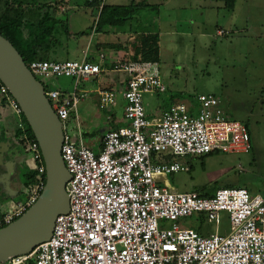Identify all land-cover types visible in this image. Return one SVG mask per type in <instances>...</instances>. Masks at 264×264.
<instances>
[{
  "label": "built area",
  "instance_id": "obj_1",
  "mask_svg": "<svg viewBox=\"0 0 264 264\" xmlns=\"http://www.w3.org/2000/svg\"><path fill=\"white\" fill-rule=\"evenodd\" d=\"M99 2L100 8L106 0ZM219 35H225L223 30ZM100 61L35 60L27 64L38 77L74 79L72 91L46 92L62 121L65 138L62 157L71 175L67 183L70 210L57 217L53 235L30 254L0 264H264V197L245 187H220L206 197L197 191L180 192L165 180L190 167L177 160L212 152L241 153L251 148L247 126L230 119L221 100L201 94L196 102H179L150 117L146 93L165 92L156 62L125 61L115 70L128 72L124 118L127 125L107 131L102 149L95 152L79 133L75 141L66 132V121L77 113L87 94L84 81L103 71ZM5 107L18 117L24 129V113L0 79ZM118 105L114 90H99V108L111 112ZM111 116L109 115V119ZM38 171V182L27 199L0 217L11 224L39 199L46 166L38 141L29 144ZM169 158V160H168ZM222 212H227L230 232L221 233ZM206 218L216 231L203 235L184 227L180 218Z\"/></svg>",
  "mask_w": 264,
  "mask_h": 264
},
{
  "label": "rangeland",
  "instance_id": "obj_2",
  "mask_svg": "<svg viewBox=\"0 0 264 264\" xmlns=\"http://www.w3.org/2000/svg\"><path fill=\"white\" fill-rule=\"evenodd\" d=\"M23 1L31 8L54 3L57 12L54 13V5L46 10L57 19L68 18L70 35L60 29L61 42L48 52L55 61L81 60L85 53L100 61V51H105L107 62L138 61L143 36L156 35L159 39L156 63L166 90L144 95L147 110L160 112L159 108L171 103L196 102L199 95L212 94L220 98L230 119L247 126L251 137V148L247 152L178 157L190 170L157 180H166L172 189L180 192L245 187L251 195L264 197V0H237L232 11L226 8L225 0H146L157 8L140 10L122 27L114 20L110 23L109 18L103 19L99 30L96 26L100 13L95 6L87 5V0ZM131 1L106 0L108 4L119 5H129ZM2 9L3 3L0 11ZM219 30L225 35H219ZM128 77V72L115 70L113 66L99 77L82 83L89 89L98 83L102 86L111 83L115 89L116 78L126 85ZM38 79L47 93L53 89L72 91L74 85V79L66 76ZM88 100L89 97L80 102L77 113L70 115L66 132L75 141L79 133H83L85 141L98 152L102 146L100 136L118 125H126L127 121L100 109L99 102ZM2 107L5 122L0 119V130L4 129L5 142L12 146L7 157L12 161L18 158L19 167L13 182L0 181V208L12 211L17 202H23L30 194L24 182L26 173L35 170L36 165L32 153L14 137L18 117L8 107ZM109 115L113 119H109ZM21 154L26 157L20 160ZM3 166L0 173L5 169ZM221 215L219 231L228 233V213ZM179 222L184 227L200 230L203 235L214 233L217 228L215 222L197 215L182 217Z\"/></svg>",
  "mask_w": 264,
  "mask_h": 264
},
{
  "label": "water",
  "instance_id": "obj_3",
  "mask_svg": "<svg viewBox=\"0 0 264 264\" xmlns=\"http://www.w3.org/2000/svg\"><path fill=\"white\" fill-rule=\"evenodd\" d=\"M0 79L19 102L40 145L46 184L22 216L0 229V262L32 253L53 235L56 219L70 210L66 187L71 175L62 157L63 124L46 94L16 47L0 33Z\"/></svg>",
  "mask_w": 264,
  "mask_h": 264
},
{
  "label": "trees",
  "instance_id": "obj_4",
  "mask_svg": "<svg viewBox=\"0 0 264 264\" xmlns=\"http://www.w3.org/2000/svg\"><path fill=\"white\" fill-rule=\"evenodd\" d=\"M236 1L225 0L226 8L231 11L234 10ZM2 3L3 9L0 11V33L16 47L23 56L26 64H30V62L35 60H53L49 57L48 52L52 46H57L61 42L58 37V31L62 29L67 35H70L68 18L63 20L57 19L52 16L50 10H46V7L48 8L54 5L52 7L55 13L58 11L57 5L54 3L52 5L40 4L37 7L31 8L26 6L27 4L23 0H0V5ZM86 3L87 5L95 6L100 13L96 26L97 30L101 28V21L103 19L109 18L110 23L114 20L119 27H122L123 23L134 18L140 10L144 8H157V5H152L146 0H132L129 5L104 3L102 8H100L99 2H89L87 0ZM158 40L156 35L143 36L141 40L142 52L140 61L156 62L158 57ZM23 117L24 129L17 127L14 137L28 149L29 144L37 141V139L27 119L25 116ZM212 153L207 155H211ZM42 163L45 165L43 157ZM37 175V170H31L26 173V181L24 184L28 188V194L33 191L35 184L38 182ZM43 180L46 184V172ZM214 193L206 189L201 195L209 197L214 195ZM5 213L0 209V217ZM5 226L7 224H0V229ZM198 231L200 232V230Z\"/></svg>",
  "mask_w": 264,
  "mask_h": 264
},
{
  "label": "crops",
  "instance_id": "obj_5",
  "mask_svg": "<svg viewBox=\"0 0 264 264\" xmlns=\"http://www.w3.org/2000/svg\"><path fill=\"white\" fill-rule=\"evenodd\" d=\"M107 3V2H106ZM115 46V45H114ZM105 53V51H100V54L101 53ZM85 57V56H84ZM83 57V58H84ZM87 58L89 59V60H92V61H97L96 60V57H90V55H87ZM117 64V62L114 60V61H112V62H107V55H106V53H105V61L103 62V64H102V66H103V71L102 72H107V71H109V69L110 68H112L114 65H116ZM101 72V73H102ZM100 73V74H101ZM100 74L98 75V77L100 76ZM95 77H97V76H95ZM115 79V78H114ZM116 80L118 81V85H116V88L115 89H113V87L110 85L111 83H109L108 85H105V86H102V85H100L99 83H98V85H96L95 87H93L92 89H89V87L87 88L86 86H84V87H86V90H87V94L85 95V97H83L82 99H81V101L80 102H84V101H86V99L89 97V102H99V90H101V89H110V90H114L115 92H116V94H117V102H118V105H117V107L114 109V110H112L111 111V113H113V114H117L120 118H121V120H125V118H124V107H125V100H124V98H123V96H122V93H123V91H124V89L126 88V85H127V83H126V85H124L123 83H121L120 82V80L118 79V78H116ZM118 87V88H117ZM66 91H69V90H66ZM172 104H174V103H171L170 105H168L167 107H169V106H171ZM2 106H4L3 105V103H2V101L0 100V119H3V121H4V118H2V114H3V112H2V110H3V107ZM5 107V106H4ZM167 107H165V108H167ZM165 108H163V109H165ZM159 110H160V112L159 111H157V109H155L154 110V112L155 113H153V112H150L149 110H147V112H148V115L150 116V117H157V116H159L160 115V113H161V111H162V108L160 109L159 108ZM159 115H158V114ZM110 119H113V116H111V118ZM126 121V120H125ZM5 122V121H4ZM128 124V122H126V125ZM120 126H123V125H118V126H116L115 128H118V127H120ZM17 127V126H16ZM114 129V128H113ZM16 130H17V128H16ZM16 132V131H15ZM4 133H5V131H4V129H1L0 130V167L2 166V165H4L3 167H5V169H3V171L0 173V181H3V183H7V182H13L14 181V178H15V176H16V168L17 167H19V163H18V158H16V159H14V161H12V160H10L8 157H7V151L9 150V148L11 147L12 148V146H11V144H9V143H6L5 142V135H4ZM15 134V133H14ZM83 134V133H82ZM103 136H104V134L103 135H101L100 137H101V144H102V138H103ZM84 137V136H83ZM96 138H98V137H96ZM88 144H90V143H88ZM102 149V146H101V148H100V150ZM99 150V151H100ZM98 151V152H99ZM20 202V201H19ZM19 202H17V204L19 203ZM16 204V205H17ZM15 205V206H16ZM1 209V208H0ZM2 210V209H1ZM3 212H8V211H5V210H2Z\"/></svg>",
  "mask_w": 264,
  "mask_h": 264
},
{
  "label": "flooded vegetation",
  "instance_id": "obj_6",
  "mask_svg": "<svg viewBox=\"0 0 264 264\" xmlns=\"http://www.w3.org/2000/svg\"><path fill=\"white\" fill-rule=\"evenodd\" d=\"M25 157H26V154H25V155L21 154V155L19 156L20 160H21L22 158H25Z\"/></svg>",
  "mask_w": 264,
  "mask_h": 264
}]
</instances>
